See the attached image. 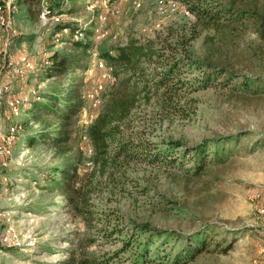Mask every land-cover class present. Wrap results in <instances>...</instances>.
Wrapping results in <instances>:
<instances>
[{"label": "rangeland", "instance_id": "1", "mask_svg": "<svg viewBox=\"0 0 264 264\" xmlns=\"http://www.w3.org/2000/svg\"><path fill=\"white\" fill-rule=\"evenodd\" d=\"M47 1L15 0L12 28L0 29V53L7 42L11 56L27 54L35 64L24 77L4 73L3 80L15 92L38 90L44 103H50L47 97L52 98L53 91L65 89L70 75H78L83 94L93 89L104 72L97 67L102 52L132 37L163 40L171 27L187 22L191 26L196 21L195 15L186 18L179 12L164 17L162 27L156 29L153 0H143L140 8L135 0H77L63 7L60 22L89 29V46L78 54L73 70L49 76L50 54L58 50L71 59L75 46L67 38L68 31L57 30L58 22L50 18L52 13H46ZM237 1L246 7L254 4L251 0ZM116 5L119 12L109 13ZM263 5L259 0L258 9L263 10ZM100 14L107 15L103 24ZM260 28L262 34L254 20L248 19L245 28L239 26L235 34L204 31L190 43L194 59L203 60L204 66L183 67L182 77L196 89L182 102L187 106L186 116L169 115L155 122L152 102L138 107L135 124L144 132L142 140L151 143L147 152L153 157L130 165L125 183L116 181L119 188L109 197L106 208L147 222L153 231L170 232L149 246V264H264V215L260 213L264 204V27ZM68 65L72 63L68 61ZM81 100L77 112L70 114L79 141L87 134L83 125L92 123L86 121L88 114L96 115L100 108L85 97ZM43 120L30 107L22 108L15 121L23 124L24 131L8 166L0 167V264H68L70 246L87 237L83 221L73 215L66 200L48 182L51 168L62 165L64 159L51 145H30L27 141ZM236 135L239 138L219 148L218 155L210 148L201 167L192 154L179 156L175 162L157 161L153 154L155 143L162 140H179L193 147L205 140ZM258 193L261 197L256 199ZM102 198L95 197L98 209L106 204ZM9 225L15 228L20 244L2 243ZM198 234L205 239L204 244L198 242ZM89 245V251L101 253L119 247L120 240L110 238L104 244L99 239ZM121 260L123 255L111 264Z\"/></svg>", "mask_w": 264, "mask_h": 264}, {"label": "trees", "instance_id": "2", "mask_svg": "<svg viewBox=\"0 0 264 264\" xmlns=\"http://www.w3.org/2000/svg\"><path fill=\"white\" fill-rule=\"evenodd\" d=\"M76 1L48 0L46 12H64L62 10L65 5ZM258 1L251 0L254 3L251 7H246L237 0H186L187 4L181 1L196 16V21L191 26L187 22L171 27L163 40L158 37L143 41L132 37L126 43L102 52L100 57L113 69L114 81L109 79L105 83L104 101L95 120L90 125H83V130L89 137L86 146L94 149L91 157L94 166L90 169L86 165L88 155L84 149L79 148L78 142L81 140L79 141L70 120V114L77 112L83 98V84L78 75H70L65 89L53 91L52 98L47 97L51 100L50 103L39 100L32 104V113H37L44 120L40 129L27 136V141L30 145H51L55 154L64 159L62 165L51 168L48 182L51 184L50 188L66 200L73 215L82 220L87 228V237L70 246V257L66 260L68 264H111L120 255H123L120 264H149V246L154 244L155 238L170 235L169 231H153L147 222H138L114 208H106L107 202H111L109 197L119 188L120 182L117 184L116 181L122 179L125 183L123 180L130 173V165L152 156L147 152L151 143L142 140L144 132L135 124L138 107L143 102H152V109L156 110L155 122L164 120L169 115L186 116L187 106L182 105V102L187 101L189 94L196 89L182 77L183 67L195 66L201 69L204 66L203 60L194 59L190 43L204 31L235 34L239 26L245 28L248 19L254 20L258 26L257 31L262 34L260 26L264 27V9H258ZM56 26L59 31L68 28L67 38L74 42L75 52L70 59L58 50L53 51L49 56V76L73 70L78 64V54L86 51L89 46V29L63 21ZM78 32L83 33V36L76 37ZM68 61L72 65H68ZM231 77L232 75L229 79ZM234 138L238 139L239 136L205 140L193 147L186 146L179 140H162L155 143L157 151L153 154L157 161L171 162H175L179 156L186 158L192 154L201 167L211 153L210 148H215V154L218 155V149L224 148ZM121 188L126 190L124 186ZM96 196H103L106 203L100 209L97 207ZM196 236L198 242L203 241L204 244L205 239L198 238L201 236L199 234ZM110 238L120 240V246L101 253L88 250L90 243L102 239L106 244ZM193 238L196 237H191L190 242ZM85 240L89 243H84ZM189 248L190 246L187 249ZM179 254L181 252L175 255ZM194 254L191 251V256Z\"/></svg>", "mask_w": 264, "mask_h": 264}, {"label": "built area", "instance_id": "3", "mask_svg": "<svg viewBox=\"0 0 264 264\" xmlns=\"http://www.w3.org/2000/svg\"><path fill=\"white\" fill-rule=\"evenodd\" d=\"M15 0H0V29L9 30L12 28V4ZM128 1V0H123ZM143 0H135L134 4L137 8L142 6ZM153 11L158 16L153 22V27L158 29L162 27L163 18L170 15L182 12L184 17L191 18L192 12L189 7L179 0H153ZM109 13L119 12V6H114ZM47 13V12H46ZM45 17V13L43 15ZM62 13H53L50 18L54 22H60ZM99 20L103 24L107 20V15H99ZM14 30V29H13ZM63 31H68L65 28ZM97 32H100L99 29ZM15 34V33H13ZM77 37L83 36V33H76ZM7 43V42H6ZM4 43L3 51L0 53V167L5 168L9 164V158L13 155L14 148L19 137L22 135L23 124L19 121H15V117L18 116L22 108L31 107L35 101L42 100L43 97L38 90H32L29 92H15L13 88L3 80L4 73H12L17 77H24L28 71H32L35 68L34 62L31 61L27 54H19L11 56L8 52V43ZM2 45V39H0V46ZM98 69L104 71L100 78L96 82V86L85 91L83 97L89 99L93 107H100L101 93L104 90L105 83L109 79H113V69L108 67L104 60H100L97 65ZM96 115L94 113L88 114L86 118L87 123L93 122ZM8 122V125L5 124ZM89 141V137L84 133L81 137L80 148L86 151L88 158L86 159V165L92 167L94 161L91 158L94 154L92 146H86ZM7 178L4 177V180ZM1 186V183H0ZM261 194L256 195V199H259ZM260 213L264 215V204L260 206ZM2 243L11 246L14 244H20L18 240L15 228L9 225L2 236Z\"/></svg>", "mask_w": 264, "mask_h": 264}]
</instances>
